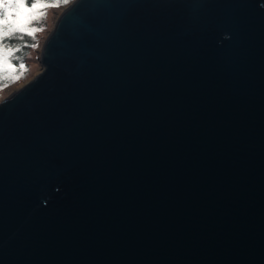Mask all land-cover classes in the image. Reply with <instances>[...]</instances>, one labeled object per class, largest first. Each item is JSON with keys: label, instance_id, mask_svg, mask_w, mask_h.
I'll return each mask as SVG.
<instances>
[{"label": "water", "instance_id": "1", "mask_svg": "<svg viewBox=\"0 0 264 264\" xmlns=\"http://www.w3.org/2000/svg\"><path fill=\"white\" fill-rule=\"evenodd\" d=\"M0 101V264H264V0H74Z\"/></svg>", "mask_w": 264, "mask_h": 264}, {"label": "trees", "instance_id": "2", "mask_svg": "<svg viewBox=\"0 0 264 264\" xmlns=\"http://www.w3.org/2000/svg\"><path fill=\"white\" fill-rule=\"evenodd\" d=\"M73 1L74 0H68V3H64L63 0H40V3L45 5L59 4L58 7L53 6L42 9V11L46 12V16L43 19L33 23V27L42 28V31H37L34 36H20V34L17 33L10 37L5 36L0 39V45L5 48L12 49V56L8 57L7 62L5 63L0 61V93L17 85L20 82L28 80V78L34 73L38 66L36 62L38 51L42 42L44 41L45 36L51 30L50 17L60 9L62 10L69 6ZM27 3L31 5L33 0H27ZM4 13L5 9L0 8V32L7 30V24L2 23L5 20ZM27 15L28 13H24L23 20ZM9 22H13L11 17H9ZM15 23L22 24L23 22H19L18 20L15 21ZM21 63L25 66L26 71L23 72V75L20 79L12 82L10 78L13 75L19 73V65Z\"/></svg>", "mask_w": 264, "mask_h": 264}, {"label": "snow or ice", "instance_id": "3", "mask_svg": "<svg viewBox=\"0 0 264 264\" xmlns=\"http://www.w3.org/2000/svg\"><path fill=\"white\" fill-rule=\"evenodd\" d=\"M64 3H68V0H63ZM59 6V4L45 5L40 3V0H33V3L29 5L27 0H0V8L5 9V20L2 22L7 24V30L0 32V39L5 36H12L15 34L31 35L34 36L37 31H42V28L33 27L35 21H39L46 16V12L42 11L47 7ZM24 13H28L24 17L23 23H15L18 21ZM9 17L12 18L13 22H9ZM12 56V49L5 48L0 45V61L7 62L8 57ZM10 66V65H9ZM26 71L25 66L21 63L19 65V73L13 75L10 79L12 82L20 79L23 72ZM7 86V85H5Z\"/></svg>", "mask_w": 264, "mask_h": 264}, {"label": "rangeland", "instance_id": "4", "mask_svg": "<svg viewBox=\"0 0 264 264\" xmlns=\"http://www.w3.org/2000/svg\"><path fill=\"white\" fill-rule=\"evenodd\" d=\"M63 11V9L61 10H59V11H57V12H55V14L54 15H52L51 17H50V27H51V29L53 28V24H54V22H55V20L58 18V16H59V14L61 13ZM23 20V16H21L20 17V19H19V22H23L22 21ZM51 31V30H50ZM49 31V32H50ZM48 32V33H49ZM48 33H47V35H48ZM46 35V36H47ZM45 36V37H46ZM39 66H37V69L34 71V73L28 78V80H26V81H24V82H20V83H18L17 85H15V86H13V87H11V88H9V89H7V90H5V91H3L2 93H0V101H2L3 99H5V98H7L10 94H12L13 92H15L16 90H18V89H20L23 85H24V83L25 82H27V81H29L32 77H34L35 75H37L39 72Z\"/></svg>", "mask_w": 264, "mask_h": 264}]
</instances>
